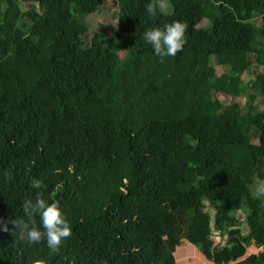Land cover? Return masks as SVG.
<instances>
[{"label":"trees","instance_id":"16d2710c","mask_svg":"<svg viewBox=\"0 0 264 264\" xmlns=\"http://www.w3.org/2000/svg\"><path fill=\"white\" fill-rule=\"evenodd\" d=\"M118 1L123 59L84 43L105 0H0V264H264V0ZM173 22L187 42L162 63L139 36ZM33 178L70 221L59 250L8 223Z\"/></svg>","mask_w":264,"mask_h":264},{"label":"clouds","instance_id":"9594fccd","mask_svg":"<svg viewBox=\"0 0 264 264\" xmlns=\"http://www.w3.org/2000/svg\"><path fill=\"white\" fill-rule=\"evenodd\" d=\"M145 12L148 16L156 14V8L152 2L146 6ZM139 39L151 46L153 53L162 63L165 58L174 57L182 51L187 42L185 28L180 22L146 29ZM29 187L35 192V197L23 200V217L17 216L8 222L13 226L15 240L29 246L43 240L49 249L59 250L72 234L70 221L58 200H53L51 197L44 198L47 185L41 179H31ZM256 195H264V188H258ZM36 216L40 218L43 231L35 226ZM0 230L8 231V224L0 221Z\"/></svg>","mask_w":264,"mask_h":264},{"label":"rangeland","instance_id":"374dc122","mask_svg":"<svg viewBox=\"0 0 264 264\" xmlns=\"http://www.w3.org/2000/svg\"><path fill=\"white\" fill-rule=\"evenodd\" d=\"M23 8L25 5L23 4ZM162 9L165 13H171L172 9L167 2L162 3ZM119 1L118 0H105L104 4L99 8L96 13H93L86 17L87 23L90 26L89 33L84 37V43L86 47H91L93 40L98 34H102L106 38L112 39L114 38L118 45V56L123 59L127 51L122 47L121 43L124 39V34L119 31ZM199 28L207 29L209 28L208 20H203V23L199 26ZM215 59V58H213ZM213 64L216 67L217 74L223 75L228 72V67L220 66L216 60H213ZM260 73H264V68H259ZM253 77L249 75H245L243 80L244 82H250ZM245 97L235 98L231 101H226L224 97H220V101L224 105H231L232 103H238L241 106L245 103ZM264 108V107H263ZM256 188H262V185H258ZM209 210L214 213L212 206H208ZM240 220H245V215L240 212L239 215ZM246 227V226H244ZM215 240L217 241V249H220L226 245L225 238L220 235H215ZM188 242L185 241V246H188ZM190 245V244H189ZM194 248V247H193ZM196 249V248H195ZM178 264H212L205 260L200 252L196 250L187 249L184 252L180 253L177 257Z\"/></svg>","mask_w":264,"mask_h":264}]
</instances>
